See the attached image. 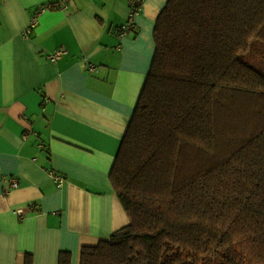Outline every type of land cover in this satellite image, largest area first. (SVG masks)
<instances>
[{
  "label": "trees",
  "instance_id": "16d2710c",
  "mask_svg": "<svg viewBox=\"0 0 264 264\" xmlns=\"http://www.w3.org/2000/svg\"><path fill=\"white\" fill-rule=\"evenodd\" d=\"M153 39L109 174L129 222L80 264H264V0H167Z\"/></svg>",
  "mask_w": 264,
  "mask_h": 264
},
{
  "label": "crops",
  "instance_id": "0c3cea01",
  "mask_svg": "<svg viewBox=\"0 0 264 264\" xmlns=\"http://www.w3.org/2000/svg\"><path fill=\"white\" fill-rule=\"evenodd\" d=\"M132 1L0 0V264H59L61 252L80 264L82 247L128 224L109 174L167 0L129 19Z\"/></svg>",
  "mask_w": 264,
  "mask_h": 264
},
{
  "label": "built area",
  "instance_id": "2783aa9c",
  "mask_svg": "<svg viewBox=\"0 0 264 264\" xmlns=\"http://www.w3.org/2000/svg\"><path fill=\"white\" fill-rule=\"evenodd\" d=\"M141 2L142 0H133L132 1V7L130 9V15H129V19H132L135 15H137L141 9ZM36 22V17L34 19L31 20V23H30V27H28V30L27 32H29L31 30V28L34 26ZM132 22L131 21H128L126 22V24L124 26L121 27V33L124 34L126 33L129 28L132 26ZM67 51L65 49H58L56 51H54L53 53L49 54L48 55V59L50 61H56L58 59H60ZM90 66H92V64L90 63ZM54 180L57 182L58 186H62L63 185V182H64V177L61 176V175H58V176H55ZM11 181V186L12 187H16L17 186V180L15 178H11L10 179ZM18 214L19 215H23V210L22 209H19L18 211Z\"/></svg>",
  "mask_w": 264,
  "mask_h": 264
}]
</instances>
